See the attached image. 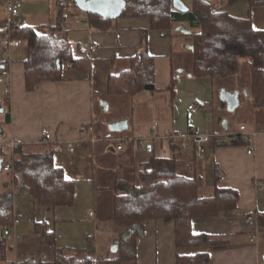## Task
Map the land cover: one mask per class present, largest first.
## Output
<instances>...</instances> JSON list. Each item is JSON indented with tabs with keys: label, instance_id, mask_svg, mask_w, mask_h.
I'll use <instances>...</instances> for the list:
<instances>
[{
	"label": "crops",
	"instance_id": "crops-1",
	"mask_svg": "<svg viewBox=\"0 0 264 264\" xmlns=\"http://www.w3.org/2000/svg\"><path fill=\"white\" fill-rule=\"evenodd\" d=\"M15 1L19 3L20 26L32 25L43 32L46 24L56 22L58 7L54 0ZM182 1H187V6L191 5V0ZM27 3L39 7L33 17L23 8V4ZM72 9L76 8L68 10L63 21L72 50H78L82 43L97 44L96 51L89 55V73L64 64L62 79L41 81L33 90L28 91L24 82L23 42L12 47L7 57H4L0 47V63L5 62L3 76L9 84L8 94L3 93L0 85V147L8 157L12 150L10 143L24 145L29 149L49 144L54 148V165L62 168L67 178L76 180L72 206L46 208L40 206L32 196L18 193L10 171H1L0 194L3 195V203L12 205L13 218L18 219L14 228L19 238L16 241L7 238L12 246L7 253V260L19 262L30 255H39L41 258L51 256V249L38 243L30 217L46 222L48 229L55 232L57 247L82 249L91 244L94 254L98 255L101 254L97 251L100 235H104L106 246L110 243L111 247L115 233L107 221L111 213L110 206L104 207L103 203L112 194L106 193L103 187L115 178L133 177L138 183L137 168L140 163L146 162L151 155L172 157L173 152L170 139L165 137L153 139L145 147L127 141L121 152L116 149L115 141L106 138L153 134L164 136L192 130L224 134L227 138L235 133L250 138L249 145L217 146L213 138L221 137L212 136L200 154L194 155L183 150L179 154L178 172L197 177L200 196L211 195L215 182L219 187L237 190V208L230 215L192 220L194 232L226 237L228 242L219 246L178 248L175 244L174 222L149 219L144 222L143 234L136 242L137 264H176L177 254L200 251L208 253L207 264H264V118L255 120L256 123L253 120L240 123L237 128L235 125L231 127L229 120L221 122L219 118L218 122L212 121L210 116L214 111L215 85L211 78L194 77L191 74L192 60L187 68L181 62L174 61L175 44L192 46L191 40H182V36L188 34L150 29L148 18L129 16L118 17L107 29L96 30L88 25L86 14L78 8L79 12L73 11V19H68L67 14ZM213 9L224 10L235 16L249 14L253 26L264 29V3L249 9L246 0H226L223 6H213ZM6 15V3L0 0V22L5 20ZM182 24L186 27L185 23ZM142 30H147V50L154 56L155 85L160 74L158 62L169 80L172 70L179 68L175 70V112L171 110L173 118L168 127L155 120L145 128H140L136 122H132L125 109L119 106L124 103L123 98L126 96H110L107 93L109 75L126 69L129 58L142 48ZM66 70L67 74L64 73ZM223 88L237 89L240 104L241 97L250 103V82L235 81L230 87ZM147 92L154 91H142L130 97L145 99ZM5 98L9 99V108L4 104ZM135 101L128 99L126 110L131 112ZM193 107L195 111L191 110ZM111 108L119 114L112 121L126 119L127 129L110 133L100 116ZM216 108L222 111L226 103L220 100ZM263 111L264 107L255 110L257 113ZM100 120L102 125L99 126ZM89 125L93 131L88 130ZM241 125L245 127L244 130H239ZM43 128L50 130L52 135V140L47 143L41 142ZM93 136L98 137V140L90 142L89 138ZM80 139L84 141L80 142ZM67 141L75 142L74 152L68 151ZM248 150L251 152L248 153ZM215 170L222 172L216 181ZM15 176L19 178V174ZM89 211L93 212L92 217L88 216ZM249 214L254 217L252 224L247 221ZM3 229L0 227V237H3ZM104 253L108 254L105 250Z\"/></svg>",
	"mask_w": 264,
	"mask_h": 264
},
{
	"label": "trees",
	"instance_id": "trees-1",
	"mask_svg": "<svg viewBox=\"0 0 264 264\" xmlns=\"http://www.w3.org/2000/svg\"><path fill=\"white\" fill-rule=\"evenodd\" d=\"M58 15L54 24H46L45 31L32 25L17 26L11 36L23 42L25 55L24 82L26 90H33L45 80L62 79V66L67 64L89 73L91 59L79 50L75 55L72 44L63 27L65 14L77 8L75 0H54ZM226 0H191L188 11L173 8L172 0H126L120 17L148 18L150 29L169 30L179 33L174 27L185 23L192 38V66L194 77H210L213 84L219 80L242 72L249 74L250 104L253 108L264 107V29L253 26L250 15L235 16L224 10L213 9L223 6ZM248 8L260 6L264 0H246ZM88 25L96 30L107 29L112 19L95 13L84 12ZM115 20V19H114ZM146 32L142 30V48L129 58L126 69L111 73L108 77L107 93L110 96H133L142 91H156L154 56L146 45ZM59 62V66L58 63ZM177 80L173 69L168 89L172 97ZM4 104L9 108V99ZM99 126L102 125L100 120ZM235 139L213 138L217 146L234 144L249 145L250 138L232 134ZM172 157L150 158L140 163L136 180L115 178L103 188L111 192V213L107 221L119 239L112 255H95L91 244L82 249L57 247L55 232L48 229L44 220L30 217L34 233L40 245L49 247L48 258L30 255L19 262L7 260L12 246L6 237H0V264H137L136 242L143 234V225L149 219L174 222L175 244L178 248L219 246L228 242L205 232H194L192 220L228 216L236 208L238 192L231 187H219L214 183L209 196L198 194V179L178 172L180 141L170 139ZM0 147L3 163L10 162L11 179L20 194H27L42 207L72 206L75 197L76 180L67 178L62 168L53 162L54 148L49 144L29 149L14 145L10 155ZM195 155V150L190 152ZM135 171V170H133ZM216 171V172H215ZM214 171V180L222 175ZM15 174H19L15 176ZM13 222L12 205L3 203L0 194V227L3 229ZM132 233L123 240V234ZM208 253L177 254L176 264H207Z\"/></svg>",
	"mask_w": 264,
	"mask_h": 264
},
{
	"label": "rangeland",
	"instance_id": "rangeland-1",
	"mask_svg": "<svg viewBox=\"0 0 264 264\" xmlns=\"http://www.w3.org/2000/svg\"><path fill=\"white\" fill-rule=\"evenodd\" d=\"M185 3L188 4L187 1H185ZM23 8L25 10H28L31 13V16L33 17L34 16L33 13L39 7L37 5H32L31 3H27V4H23ZM73 11L79 12L77 8L72 9V11L69 14H67L69 15L68 19H71V20L73 19ZM184 39H189L191 40V43H192V38L190 35H187V36L183 35L182 40ZM183 45L185 44L184 43L175 44L176 50L174 51L175 53L174 61L181 62V64L187 68L189 63L192 60V53L188 45L186 46H183ZM73 52L74 54H79V51L77 50V48H74ZM4 57H7V55L5 54ZM158 63H159L158 71L160 74L158 76L157 83H156L157 90L152 93L147 92L145 99H142V98L133 99L130 96H126L125 98H123L124 103L119 105L120 107L125 109L128 115L131 117L132 122L133 121L134 123L136 122L135 124H137L140 128H145L149 123H152L155 120L158 121L157 123L160 122L163 126L168 127L173 118L171 116L172 115L171 110L174 109V112H175V104H174L175 94H174V97H172L170 90L168 89L170 80L164 75L165 72L162 71V69L160 68L161 66L160 62ZM175 70L178 71L179 68H175ZM67 72L68 71L66 70L64 73L67 74ZM235 81H240L241 83H245V82L248 83L249 74L246 72H242L237 75L228 77L226 79H223L220 81L218 80L215 83V89H214L215 98H214V104H213L214 111H213V114H211L210 116L212 121L218 122L219 118H221V122L224 120H229L231 127H234L235 125V127L237 128L240 123H245L247 121H252V120H253V123H256L255 120L256 121L262 120L264 118V111L261 113L255 112L256 108L254 109L250 105L249 101H246L245 99L243 101V97H241L242 98L241 104L238 105L232 111L228 110L227 107L222 111L216 108L217 104L220 102V99L218 96L219 90L225 86L230 87ZM175 87H176V84H175ZM175 87H174V91H175ZM181 87L184 88L183 85ZM126 98L130 100L131 99L136 100L135 105L132 108L133 110H131V112L129 110H126L127 108L125 104L128 100ZM194 103L196 102L194 101ZM118 115H119L118 111L111 108L105 113L103 112L100 117L102 118L104 125H107L109 121H112V119ZM184 175H187V174H184ZM106 193L111 194V192L109 191H106ZM111 198L112 196L107 197L105 202L103 203L105 204L104 207L110 206V211L112 209V205L110 202ZM104 239H105L104 235L103 236L100 235L98 237L97 251L101 254H105L104 253V250H105V252H108L110 255H112V252L110 250V243H109V246H106Z\"/></svg>",
	"mask_w": 264,
	"mask_h": 264
},
{
	"label": "built area",
	"instance_id": "built-area-1",
	"mask_svg": "<svg viewBox=\"0 0 264 264\" xmlns=\"http://www.w3.org/2000/svg\"><path fill=\"white\" fill-rule=\"evenodd\" d=\"M6 3V10H7V15L5 20H3L2 22H0V47L3 50V53L8 55L10 53V49L12 47H16L19 46L20 44H22V41L16 38H13L11 36V31L12 29L16 28L17 26H19V5L15 0H4ZM97 49V44L96 43H82L79 45V50L82 53H86L88 55L94 53ZM5 66V62L0 63V85H2L3 88V93L4 94H8L9 93V84L8 82L4 79V67ZM192 111H195V107H193L191 109ZM245 127L243 125H241L239 127V130H244ZM88 130L93 131V127L92 126H88ZM41 134H42V139L41 142L42 143H47L50 140H52V135L50 130H48L47 128H43L41 130ZM221 137V138H225L224 134H212V133H198L192 130H189L188 132L184 133V134H167L164 136H160L157 134H153V135H146V136H119V137H108L106 138L107 140H112L115 141L116 144V149L121 152L124 150V144L127 141H133L137 144V146L139 147H145L146 144H151L153 139H159V138H168V139H174V140H178L180 141L181 144V150L183 151H187V152H192L193 150H195V152L197 154H200L203 150H204V146L206 141L210 138V137ZM231 140L235 139L234 135L229 136ZM98 137H91L89 138L90 142H94L97 141ZM84 141L83 139H80V142ZM15 145V143H10L11 148H13V146ZM66 146L68 147V151L70 153L74 152L75 150V142L74 141H67L66 142ZM251 150H248V153H250ZM11 163L10 162H5L2 164V170L7 172L11 170ZM89 217L93 216V212L89 211L88 213ZM253 215L249 214L247 216V221L249 224H252L254 221V217H252ZM18 219L17 218H13V222L11 225L4 227L3 229V233L2 236L6 237V238H10L13 241H16L19 238V235L17 234L14 225L17 223Z\"/></svg>",
	"mask_w": 264,
	"mask_h": 264
},
{
	"label": "water",
	"instance_id": "water-1",
	"mask_svg": "<svg viewBox=\"0 0 264 264\" xmlns=\"http://www.w3.org/2000/svg\"><path fill=\"white\" fill-rule=\"evenodd\" d=\"M76 6L82 12L95 13L100 16L109 18V19H117L120 17L121 13L125 9L126 0H75ZM172 6L174 9L179 11H188V6L182 0H172ZM174 30L184 34H190V29H187L182 23H179L174 27ZM192 50L193 47L188 45ZM58 66L59 62L57 61ZM246 93V91H243ZM219 99L226 103V107L228 110H234L238 105H240L239 100V91L235 90H227L226 88H221L218 93ZM107 128L110 133L121 132L128 128V122L126 119H120L117 121H112L107 124ZM3 159L0 158V173L2 171ZM132 231H129L127 234H123V240H125ZM120 240L115 238L110 247L111 252H115L117 249L118 242Z\"/></svg>",
	"mask_w": 264,
	"mask_h": 264
}]
</instances>
